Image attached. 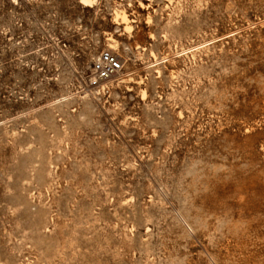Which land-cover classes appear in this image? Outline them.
<instances>
[{
  "label": "rangeland",
  "instance_id": "1",
  "mask_svg": "<svg viewBox=\"0 0 264 264\" xmlns=\"http://www.w3.org/2000/svg\"><path fill=\"white\" fill-rule=\"evenodd\" d=\"M0 264H264V0H0Z\"/></svg>",
  "mask_w": 264,
  "mask_h": 264
},
{
  "label": "built area",
  "instance_id": "2",
  "mask_svg": "<svg viewBox=\"0 0 264 264\" xmlns=\"http://www.w3.org/2000/svg\"><path fill=\"white\" fill-rule=\"evenodd\" d=\"M123 69L120 56L111 51H103L99 54L92 66L87 83L91 87L107 90L106 82L116 77Z\"/></svg>",
  "mask_w": 264,
  "mask_h": 264
},
{
  "label": "bare ground",
  "instance_id": "3",
  "mask_svg": "<svg viewBox=\"0 0 264 264\" xmlns=\"http://www.w3.org/2000/svg\"><path fill=\"white\" fill-rule=\"evenodd\" d=\"M84 2L88 3L90 2L91 0H83ZM125 19V17H123Z\"/></svg>",
  "mask_w": 264,
  "mask_h": 264
}]
</instances>
